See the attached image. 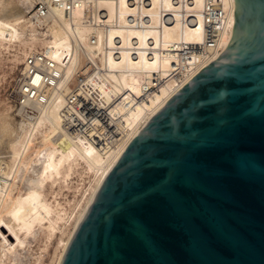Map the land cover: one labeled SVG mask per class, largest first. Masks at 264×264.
Returning a JSON list of instances; mask_svg holds the SVG:
<instances>
[{
	"label": "bare ground",
	"instance_id": "6f19581e",
	"mask_svg": "<svg viewBox=\"0 0 264 264\" xmlns=\"http://www.w3.org/2000/svg\"><path fill=\"white\" fill-rule=\"evenodd\" d=\"M48 1L50 15L34 22L28 17L33 0H0V64L6 56L13 70L24 59L20 77L30 72V56L36 64L44 56L41 66L54 82L46 87L47 74L32 75V91L45 88V94H35L34 115L25 112L29 101L15 109L22 121L8 147L0 137L9 154V161L0 160V264H46L51 248L48 264H60L131 140L226 50L233 34L234 0L222 1L226 17L215 48L204 39L205 0H86L68 16L61 2ZM81 56L95 67L74 89ZM77 97L107 112L103 134L65 127L62 113Z\"/></svg>",
	"mask_w": 264,
	"mask_h": 264
},
{
	"label": "water",
	"instance_id": "95a60500",
	"mask_svg": "<svg viewBox=\"0 0 264 264\" xmlns=\"http://www.w3.org/2000/svg\"><path fill=\"white\" fill-rule=\"evenodd\" d=\"M144 126L60 264H264V0Z\"/></svg>",
	"mask_w": 264,
	"mask_h": 264
},
{
	"label": "built area",
	"instance_id": "2783aa9c",
	"mask_svg": "<svg viewBox=\"0 0 264 264\" xmlns=\"http://www.w3.org/2000/svg\"><path fill=\"white\" fill-rule=\"evenodd\" d=\"M58 1L61 2L60 7L63 12L68 16L74 10L80 8L86 0ZM222 1L223 0H205V9L203 12V19H205L204 39L206 45L209 48H215L217 46L220 27L222 21L226 17ZM33 2L34 10H32L30 12L31 15H29V18L32 21L36 22L39 19H44L50 15V1L33 0ZM128 2L130 3L131 0H129ZM43 57L42 59L44 61H42L40 58L41 63L37 64L35 63V57L30 56L28 58V65L31 66L30 72H27L24 75H20V77H17L15 86L12 88V91L9 95L11 101L14 102L15 109H20L19 107L24 106V103L29 101V104H26L24 107L26 114H28L29 116H32V114L34 115V111L32 110L31 106L34 105L33 103L35 102V99L33 98L35 97V94L36 96H42L43 94H45V88L38 89L37 93L35 91H32V87L34 86L31 81L32 75L34 77L35 75L42 76V74H47V77L45 78L46 80L43 82V85L46 87L54 86V82L48 81L49 79L51 80V78L48 76L50 75V72L47 71L48 73H46L43 69V66H41V64L45 63V59ZM46 66L51 68L52 64L47 63ZM56 76L53 75L54 78H56ZM85 76L86 75L79 76L80 78L78 80V87H81V85L83 84ZM35 89H37V86L35 87ZM40 101H43V99H40ZM62 115L64 118L65 127L74 132L76 131L79 134L85 135L87 131L91 129H93L91 130L93 131V133L95 132L103 134V132L110 127L109 121L107 120L106 116L107 112L94 107L92 101H86L80 97L68 99V104L66 105V109L64 110ZM16 116H18V118L20 117L18 111Z\"/></svg>",
	"mask_w": 264,
	"mask_h": 264
},
{
	"label": "rangeland",
	"instance_id": "374dc122",
	"mask_svg": "<svg viewBox=\"0 0 264 264\" xmlns=\"http://www.w3.org/2000/svg\"><path fill=\"white\" fill-rule=\"evenodd\" d=\"M34 10V5L31 9V11ZM30 11V12H31ZM31 15V13H29ZM28 15V17H29ZM47 22L41 24V28L46 30ZM11 57V56H9ZM11 59V58H9ZM80 65L77 69V73L75 76V79L72 81L71 88H76L78 86V80L80 75H86L85 78L88 76V74H91V68L95 67L87 57L81 56L80 58ZM24 59L19 63L16 67H14L13 70H10V61L5 56V59L2 61V64H0V137L5 139V141L8 142L7 147L10 145L12 140L17 136L20 128L19 124L21 123L22 119L18 116H16V110L14 106V102L11 101L9 95L12 91V88L15 86L16 79L18 77V74H20V71L23 68ZM73 89V90H74ZM6 107H9L10 111L8 113L1 112ZM0 160L1 162H7L9 161V154L8 151H4L0 149ZM6 172V171H5ZM0 175H3L0 173ZM84 185H87V180L83 182ZM67 196L65 199L72 200L73 194L72 193H66ZM80 198V197H79ZM62 201H64V197L62 198ZM54 249L51 248L49 251V255L46 257V264L50 263L51 258L53 256Z\"/></svg>",
	"mask_w": 264,
	"mask_h": 264
}]
</instances>
